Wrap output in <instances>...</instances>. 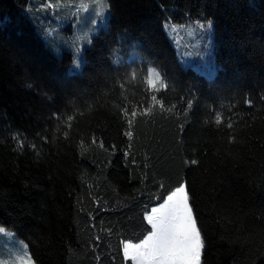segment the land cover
Segmentation results:
<instances>
[{"label": "trees", "instance_id": "16d2710c", "mask_svg": "<svg viewBox=\"0 0 264 264\" xmlns=\"http://www.w3.org/2000/svg\"><path fill=\"white\" fill-rule=\"evenodd\" d=\"M104 1L106 27L87 37L79 70L69 72L72 55L56 44L72 48L67 35L92 27V8L79 3L93 0H0V223L31 240L36 264H97L98 234L99 264H123L121 234L143 229L141 192L186 179L206 239L203 264H253L264 253V0ZM46 3L55 6L41 11ZM192 21L213 24L210 79L183 67L164 31L165 22ZM148 68L166 91H150ZM152 94L170 110L157 106L127 128L122 110L142 111ZM125 130L134 133L136 169L125 167Z\"/></svg>", "mask_w": 264, "mask_h": 264}, {"label": "snow or ice", "instance_id": "6c2138e0", "mask_svg": "<svg viewBox=\"0 0 264 264\" xmlns=\"http://www.w3.org/2000/svg\"><path fill=\"white\" fill-rule=\"evenodd\" d=\"M54 6V4H42L40 10L48 11ZM77 52H79V49H77ZM72 62L77 66L80 64L79 60H73ZM135 75L136 73L133 72L132 76L135 77ZM145 82L152 93H159L168 89L167 81L159 71L153 68H148ZM261 98L264 99V95ZM149 101L145 102L142 111H140L139 106L122 110L121 114L124 117L127 128L130 129L132 127L134 118L140 115H151L153 109L157 106L162 112L170 110L166 109L164 100L160 99L156 94H152ZM194 103L195 100L193 98L186 100V107L184 108L185 118L192 110ZM244 103L251 106L253 101L250 97H246ZM214 116L216 125L224 122V117L221 113L214 111ZM53 118L59 119V113H54ZM67 120L70 124L73 117L68 116ZM227 127L229 129L232 128V124L229 122ZM179 128L182 132L184 131L183 124L179 125ZM65 135L67 136V133ZM123 136L129 141L123 150L125 167L129 166L128 161L130 160L131 167L136 169L140 165L137 164V160L131 151V140L134 133L130 130H125ZM20 143L22 145L23 141H20ZM93 143H95V138H93ZM35 147L36 145L33 144L32 148L35 149ZM99 147L105 149L103 139L100 140ZM111 148L114 155L119 151L116 144H112ZM184 163L193 166L198 165L199 160L189 158ZM144 168L147 169V164L144 165ZM148 179L147 174L140 177V180L145 183ZM153 186L157 188L155 194L144 191L141 192L139 197L148 201L141 211L142 231L139 235L130 236H125L122 233V238L119 239V249L122 254L123 264H203L206 239L198 222L194 198L188 181L186 179H178L174 185H168L162 181H154ZM139 198H137V202ZM97 211L103 212L107 210L100 209L97 202ZM89 216L93 221L97 218L92 213H89ZM92 227H96L95 223H93ZM106 232L108 236H111L113 228H107ZM0 233L8 235L7 227L2 223H0ZM15 236V232L11 233V237ZM93 239L92 251L95 254L97 264H99L101 257L97 252V247L102 237L98 234ZM18 242L21 250L10 253L8 257L0 256V264H36L31 252V240L25 238ZM113 260H115V257H113ZM257 262L264 264V253H259L253 258V264H257Z\"/></svg>", "mask_w": 264, "mask_h": 264}, {"label": "rangeland", "instance_id": "374dc122", "mask_svg": "<svg viewBox=\"0 0 264 264\" xmlns=\"http://www.w3.org/2000/svg\"><path fill=\"white\" fill-rule=\"evenodd\" d=\"M80 11L85 12L92 8V27L82 29L81 32H74L67 35L74 44V47L68 48L66 43L62 41L56 45L69 49L72 60L69 63L68 71L77 72L82 61V49L87 45V37H91L106 27L109 8L104 0H93V2L79 3ZM95 21V23H93ZM76 25V20L72 22ZM164 31L166 36L172 43L176 57L183 67H192L206 78L210 79L216 74V61L213 57V24L211 22L192 21L186 24H176L174 22H165ZM78 33V34H77ZM79 49V52H77ZM79 60L77 66L72 61ZM8 230V229H7ZM11 231L8 235L0 233V256L8 257L10 253L20 251L18 237H11Z\"/></svg>", "mask_w": 264, "mask_h": 264}]
</instances>
